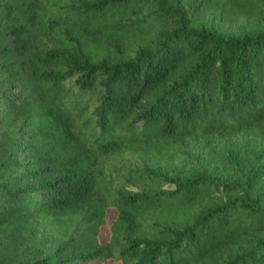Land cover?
Instances as JSON below:
<instances>
[{"label":"trees","instance_id":"obj_1","mask_svg":"<svg viewBox=\"0 0 264 264\" xmlns=\"http://www.w3.org/2000/svg\"><path fill=\"white\" fill-rule=\"evenodd\" d=\"M253 23L264 0H0V264H264ZM216 134L253 140L249 173L183 179L173 143Z\"/></svg>","mask_w":264,"mask_h":264},{"label":"rangeland","instance_id":"obj_2","mask_svg":"<svg viewBox=\"0 0 264 264\" xmlns=\"http://www.w3.org/2000/svg\"><path fill=\"white\" fill-rule=\"evenodd\" d=\"M58 1L67 3V0ZM49 10L53 17L60 15V12L55 7ZM253 24V27L264 30V23ZM210 146H214L218 152V158L214 162L206 161ZM173 151L177 156L174 164L177 166L186 164L185 166L188 168L183 179L205 177L218 183L226 182L231 184H236L240 177H244L249 173L252 166V157L257 155L254 150L253 140L250 137L232 134H216L213 138L199 139L196 143L176 141L173 143ZM134 162H137L136 154L126 152L122 155H110L102 158L100 167L105 169L106 172L110 170L113 174L124 175L134 165ZM115 213L114 209L110 212L106 224L108 225V230L100 229L98 238L101 242L109 239V227L114 220ZM102 264L112 263L108 261Z\"/></svg>","mask_w":264,"mask_h":264}]
</instances>
